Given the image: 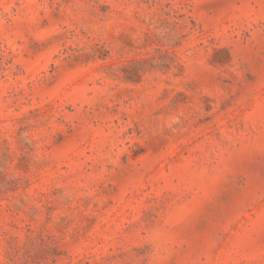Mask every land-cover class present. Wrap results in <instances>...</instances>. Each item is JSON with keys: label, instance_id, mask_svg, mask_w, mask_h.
I'll list each match as a JSON object with an SVG mask.
<instances>
[{"label": "rangeland", "instance_id": "rangeland-1", "mask_svg": "<svg viewBox=\"0 0 264 264\" xmlns=\"http://www.w3.org/2000/svg\"><path fill=\"white\" fill-rule=\"evenodd\" d=\"M0 264H264V0H0Z\"/></svg>", "mask_w": 264, "mask_h": 264}]
</instances>
